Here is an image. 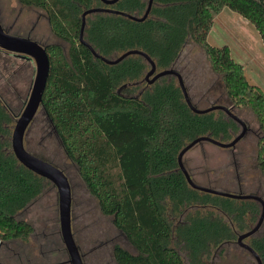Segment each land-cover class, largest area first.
Returning <instances> with one entry per match:
<instances>
[{
    "label": "trees",
    "instance_id": "16d2710c",
    "mask_svg": "<svg viewBox=\"0 0 264 264\" xmlns=\"http://www.w3.org/2000/svg\"><path fill=\"white\" fill-rule=\"evenodd\" d=\"M148 1L119 0L110 8L142 16ZM20 2L46 11L54 34L69 44L67 50L46 46L50 75L42 108L101 212L113 217L136 250L115 243L116 264H209L213 249L222 251L258 222L259 202L193 189L178 165L180 151L199 136L232 141L240 131L236 121L222 110L194 113L173 75L146 81L134 96L150 69L147 60L132 55L109 65L80 40L83 13L104 6L101 0ZM226 7L253 23L264 44V0H154L142 22L114 13L88 15L83 38L109 59L141 50L158 71L174 69L189 40L203 48L231 106L248 107L257 117L263 135L256 160L264 180V92L249 81L228 46L207 40L215 16ZM12 122V109L0 95V241L26 242L34 227L16 216L40 195L45 179L20 164L10 150ZM192 207L196 211L174 227L173 218ZM248 243L264 262V222Z\"/></svg>",
    "mask_w": 264,
    "mask_h": 264
},
{
    "label": "rangeland",
    "instance_id": "374dc122",
    "mask_svg": "<svg viewBox=\"0 0 264 264\" xmlns=\"http://www.w3.org/2000/svg\"><path fill=\"white\" fill-rule=\"evenodd\" d=\"M0 21L10 34L31 38L43 46L58 44L65 50L69 47L52 31L46 11L24 5L20 0H0ZM207 40L216 47L228 46L233 60L244 67L249 81L264 92V44L253 23L226 7L215 16ZM174 69L182 74L195 107L227 106L248 126L247 134L233 148H222L210 142L191 148L184 155L183 164L192 180L218 190L264 196V180L256 160L258 140L263 134L254 112L248 107L231 106L221 77L212 70L204 49L195 42L186 43ZM35 74L33 60L0 50V95L13 112L10 143ZM146 85V80L138 83L133 95L139 96ZM25 147L67 175L71 186L72 231L84 264H116L112 255L115 243L136 252L124 233L115 227L113 217L101 212L98 200L89 193L81 178L79 166L66 155L42 107L27 130ZM205 210L212 209H201ZM195 211V207L189 208L187 214ZM16 217L29 222L34 233L26 242L0 241L1 264H71L62 238L59 194L54 183L45 179L40 195ZM182 254L187 261L185 253ZM208 263L258 264L236 241L223 245L222 251L219 247L213 249Z\"/></svg>",
    "mask_w": 264,
    "mask_h": 264
},
{
    "label": "water",
    "instance_id": "95a60500",
    "mask_svg": "<svg viewBox=\"0 0 264 264\" xmlns=\"http://www.w3.org/2000/svg\"><path fill=\"white\" fill-rule=\"evenodd\" d=\"M118 1L119 0H101L104 6L93 7L85 10V12L82 15V27L80 33L81 42L91 50V52L96 58L102 59L105 63L109 65L118 64L121 61H123L125 58L132 55L143 56L147 60V63L150 65V69L145 76V80L149 84L154 83L156 80L164 76L173 75L178 80L179 86L184 94L185 101L187 102V104L194 113L205 114L216 110H222L241 126V131L230 142H222L218 139L213 138L211 135H203L195 138L180 151L178 155V165H179V169L185 175L188 184L193 189L199 190L201 192H207V193L234 198V199L255 200L261 204L262 211L258 222L250 230L239 234L237 243L241 247L246 249L251 255H253L258 264H264L258 253L247 242H245L246 239L252 237L256 232L259 231V229L261 228L264 222L263 198L256 194L232 193V192H227V191L199 185L192 180L190 174L188 173L187 169L183 164L184 155L191 148H193L195 145L201 142H210L222 148L235 147L236 144L241 139H243L244 136L247 134L248 132L247 124L240 117H238L231 110V108L224 105H220V104L212 105L205 109H200L195 107L189 98L187 88L185 86L182 75L173 68L158 71L155 61L147 53L138 49H132L122 53L116 59H109L97 53V51L89 43L84 41L83 36L86 26V19L88 15L95 13H102V12L114 13L117 15L125 16L134 21L142 22L148 19V17L150 16V12L154 0L148 1V7L142 16L121 12L110 8L111 5H114ZM0 49L5 50L7 52H11L16 55H20L21 57L24 58L31 59L35 62L36 74L31 88V92L25 104V107L21 112V114L19 115L13 129V133L11 137L12 152L20 164H22L27 169L34 172L36 175L51 181L57 187L59 194L61 233L64 244L69 254V262L71 264H84L80 249L75 241L72 231L71 186L67 175L64 173L63 170H61L56 165L30 153L25 147V136L27 130L30 124L32 123L34 117L36 116L37 112L39 111V108L42 107L43 95L46 90L47 81L50 75V60L48 53L46 51V47L31 38L10 34L5 30V28L3 27L0 21ZM151 76L152 78L149 79Z\"/></svg>",
    "mask_w": 264,
    "mask_h": 264
},
{
    "label": "flooded vegetation",
    "instance_id": "af4514ba",
    "mask_svg": "<svg viewBox=\"0 0 264 264\" xmlns=\"http://www.w3.org/2000/svg\"><path fill=\"white\" fill-rule=\"evenodd\" d=\"M6 30V29H5ZM8 32V30H6ZM46 47V46H45ZM8 53H11V52H8ZM12 54V53H11ZM16 55V54H15ZM187 216V211H185V213L181 216V218L177 219V218H173V221H174V227H177L178 225L180 224H183L184 223V218ZM171 218V219H172ZM238 239V238H237ZM249 239V238H248ZM247 240V239H246ZM237 242V240H236ZM238 244V243H237ZM239 245V244H238ZM1 264V263H0Z\"/></svg>",
    "mask_w": 264,
    "mask_h": 264
}]
</instances>
